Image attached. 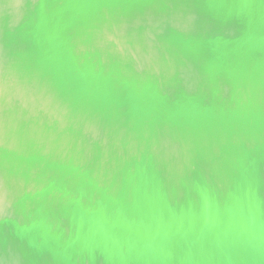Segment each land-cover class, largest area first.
I'll return each instance as SVG.
<instances>
[{
	"label": "water",
	"instance_id": "obj_1",
	"mask_svg": "<svg viewBox=\"0 0 264 264\" xmlns=\"http://www.w3.org/2000/svg\"><path fill=\"white\" fill-rule=\"evenodd\" d=\"M0 264H264V0H0Z\"/></svg>",
	"mask_w": 264,
	"mask_h": 264
}]
</instances>
